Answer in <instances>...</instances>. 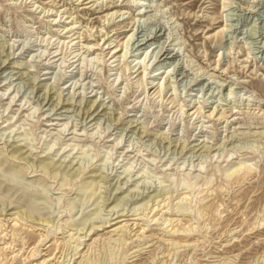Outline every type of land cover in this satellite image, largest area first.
<instances>
[{"label":"rangeland","instance_id":"374dc122","mask_svg":"<svg viewBox=\"0 0 264 264\" xmlns=\"http://www.w3.org/2000/svg\"><path fill=\"white\" fill-rule=\"evenodd\" d=\"M84 3L0 0V264H264V0Z\"/></svg>","mask_w":264,"mask_h":264},{"label":"bare ground","instance_id":"6f19581e","mask_svg":"<svg viewBox=\"0 0 264 264\" xmlns=\"http://www.w3.org/2000/svg\"><path fill=\"white\" fill-rule=\"evenodd\" d=\"M91 1H93V0H84V4H89ZM130 5H132V4H130ZM129 6V5H128ZM127 6V7H128ZM123 9H125V6H121V5H110V6H108L105 10H104V12H105V14H104V16H102V18H103V21H111V20H114L113 18H118L119 20L118 21H122L123 19H125L124 18V14H126L127 13V11H124ZM120 17V18H119ZM71 23V25H74L73 24V22H70ZM104 25V24H103ZM128 25H126V28L122 31V33H124L123 35V37L121 38V43L120 44H115L114 46H110L109 45V43H108V45H107V49H109V53H111V56L109 57L110 59L112 58V59H114L113 61H119L120 60V58H123L124 56H125V54H126V51L122 54V55H120L119 53H120V51L122 50V48H124V49H126L127 48V46H128V43H129V41H131L132 40V38H133V32H132V27L131 28H129L128 29V27H127ZM67 27H68V25L67 24H65L64 26H63V29H67ZM93 27V26H92ZM73 28H75L74 26H72V27H70L69 28V30L68 31H66V33H69L71 30H73ZM92 29V28H91ZM222 30L223 29H221V31L220 32H222ZM95 32H97V30L95 31ZM218 33V32H217ZM92 34L91 33H89L88 34V37L89 36H91ZM68 37V36H67ZM103 37V35L101 36V38ZM75 38H71L70 39V41L69 42H72L73 40H74ZM103 39V38H102ZM92 40L93 39H87L86 40V45L84 46L85 48H87V50H90V49H97V45L99 44V42H98V40H97V42H95V43H92ZM109 40V38H107L104 42H103V44H106V42ZM110 41V40H109ZM150 42V40H146V42H144V43H142V44H140V46H144V45H146L147 43H149ZM120 46V47H119ZM83 47V48H84ZM103 47V46H102ZM108 53V54H109ZM166 53V52H165ZM165 53H163L161 56H165V59H174V58H176V57H178V54H177V52H173V50L171 51V52H168L167 53V55H164ZM119 54V55H118ZM142 54V53H141ZM141 54L138 56V57H136V64H138L139 62H141L142 61V59H140L141 58ZM117 57H119V59H116ZM135 64V65H136ZM140 64V63H139ZM135 67V66H134ZM139 68H140V66H139ZM145 71V68H143V71L142 72H144ZM140 82H141V80H140ZM137 83L139 84V81H137ZM158 83V82H157ZM197 111H198V108L193 112V113H197ZM212 113V112H211ZM39 165L42 167V168H46L48 165H49V162L48 161H46V160H40L39 161ZM234 171V170H233ZM89 184V183H88ZM1 225V224H0ZM87 261V260H86ZM85 261V262H86ZM84 262V263H85ZM87 263V262H86Z\"/></svg>","mask_w":264,"mask_h":264}]
</instances>
